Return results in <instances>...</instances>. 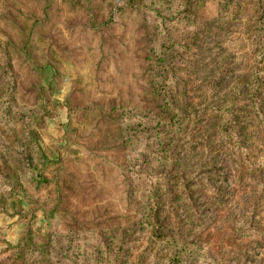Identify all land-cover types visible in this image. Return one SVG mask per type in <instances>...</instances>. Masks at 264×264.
<instances>
[{"label": "trees", "instance_id": "trees-1", "mask_svg": "<svg viewBox=\"0 0 264 264\" xmlns=\"http://www.w3.org/2000/svg\"><path fill=\"white\" fill-rule=\"evenodd\" d=\"M205 1L63 0L66 8L81 11L83 18L72 23L79 29L76 34L90 42L77 48V57L52 40L44 56L33 46L39 27L51 20L55 0H47L25 18L19 10L20 18L6 10L7 26L22 36L0 30V189L18 218L29 213L36 221L40 211L51 224L38 235L26 228L17 245L9 244L2 251L0 264H98L100 255H109L106 264L127 263V244L138 232L149 234V245L161 244L156 264L205 260L225 264L229 254L215 246L219 227L217 232L200 230L187 238L182 232L176 201L182 192L195 206L193 191L186 184L174 187L163 163L164 158H174L179 145L167 151L152 140L208 139L213 133L206 131V120L214 123L218 139L232 146L235 194L240 193L242 200L237 208L239 225H229V234L221 238L238 246L245 232L241 229L247 228L245 235L253 233L264 241V225L255 221L256 201L264 197V152L257 154V148L244 143L235 116L237 107L245 103L262 114L257 110L264 96V0H216L212 21L245 23L252 31L251 50L257 55L248 72L230 83L231 91L218 92L215 81L220 73H215L207 82L208 94L196 104L179 86V77L183 72L190 77L193 71L188 35L209 24L199 17ZM112 13L127 19L132 14L136 23L129 36L124 33L126 22L122 32L114 31ZM58 51L79 79L67 88L64 100L66 138L50 149L39 139L36 126H42L47 113L41 100L60 88L63 64ZM92 54L98 55L97 61L84 70ZM116 55L121 57L117 71L111 66ZM16 60L37 77L25 79ZM110 85L112 89L105 91L104 86ZM84 124L90 130H83ZM254 179L255 185L244 182ZM45 189L52 195L40 197ZM0 201L7 204L2 195ZM16 203L27 204L28 211L24 213ZM57 219L60 229L54 226Z\"/></svg>", "mask_w": 264, "mask_h": 264}, {"label": "rangeland", "instance_id": "rangeland-1", "mask_svg": "<svg viewBox=\"0 0 264 264\" xmlns=\"http://www.w3.org/2000/svg\"><path fill=\"white\" fill-rule=\"evenodd\" d=\"M115 1L119 2V0ZM46 2L47 0H0V30L9 33L12 37H21L22 34L19 35L15 29L7 26L3 16L6 10L20 18L17 12L19 10L23 15L22 18H25L29 17V13L33 9L37 11V8L44 6ZM54 3L51 10V20L46 25L39 27V36L33 38V46L39 47L36 53L44 56L45 48L52 40L53 43L56 42L58 44L59 48H66L71 51L72 56L77 57V48L83 46V44L90 46V42H86L89 39L76 34L79 29L77 28L76 30L72 23L74 19L83 18L82 13L76 8H66L63 0H55ZM201 7L199 17L202 20H208L209 24L204 25L200 31L197 29L190 31L188 35L189 40L192 42L190 58L193 60L194 67L190 77L184 72L179 77V86L183 90L186 89L187 96H192L191 100H194L196 104L203 101L202 98L208 94L207 89L210 90L211 88L207 87V82L212 79L215 73H220L215 81V84H219L216 87L219 88L218 92L223 94L231 91L230 83L234 82L235 79H240L248 72L251 65L254 64L255 56L257 55L256 52L254 53L251 50L250 33L252 31L250 27H246L245 23H236L234 20H227V22L221 20L214 23L211 17L216 14V0H207ZM115 9L113 8V11ZM112 15L114 14L112 13ZM131 15H129L128 19L127 17L114 15L116 17L113 24L114 31L122 32V24L126 22L127 29L124 33L129 36L136 23V20ZM58 52L60 61L63 64L61 67L63 69L60 88L55 90L50 97L41 100L44 111H47V113H43L44 122L42 126H36V131L40 135L39 139H44L45 144L50 149H53L58 144L59 139L66 138L63 137L67 122V110L64 100L68 91L67 88L74 79H79L77 71L68 66L66 64L67 61L61 59L63 52ZM97 57L98 55L94 56L92 54V57L87 59L84 70L91 69V63L95 64ZM111 59L113 60L111 66H115L117 71L121 66V57L116 55V61L114 56ZM15 66H19L24 70L25 79L31 80L37 77L34 70L20 65L19 60L15 61ZM110 72L111 70H109ZM1 73L2 67L0 65V75ZM42 83L45 82L42 81ZM109 88L112 89L111 85L110 87L104 86L105 91H109ZM259 99V110L257 111L262 113L261 116L250 109L247 103L237 107L235 116H237V122L241 124L244 143L257 148V154H262L264 152V96ZM214 126L212 121H205L206 131L213 133L205 140L152 139L154 142H158L160 147L165 146L167 151L172 149L175 143L179 145L176 147L174 158H164L163 163L167 172L171 175L170 182L174 187L179 189L186 184L193 191L192 198L195 206L190 205V202H188L182 192H180V198L176 201V205H179L181 209L179 216H181V221H183L182 232L187 238L200 230H203V234L217 232L216 228L219 227L218 231L221 232L217 234L215 246L221 250V253L229 254L228 258L224 260L225 264H264V241L253 237V233L245 235L248 232L246 231L247 228L241 229L245 232L238 238L237 243H240L237 244L238 246H231L227 237L223 238V240L221 238L229 234V225L235 228L239 225L240 214L237 208L240 207L242 200L238 198L240 193L235 194L237 189L233 183L236 156L231 144L227 143L225 139H218ZM90 127L88 124L82 125L83 130L88 131ZM145 181V179H141V185H145ZM256 181L254 179L244 182L247 186H251L255 185ZM170 188L167 187V190ZM45 194L52 195L49 190L45 189L41 196L40 193L38 196L42 197ZM0 195L4 196L7 203L4 204L0 201L1 254L7 245L15 246L19 243L22 236L26 233V228H31L34 231L33 233L38 235L43 229L46 230L51 222L44 221L40 211L36 212V221L30 218L29 213L27 218L25 215L21 216L22 218H18V215L13 212L14 206L9 204L10 198L8 195H5L1 189ZM250 200L251 197L246 200L247 203ZM252 200L254 201V199ZM21 203H16V206L20 205V208L26 213L29 207L27 204L23 205ZM256 205L258 211L255 221L258 225H264V197L258 199ZM31 220L32 222H30ZM54 226L56 229L59 228L58 219L54 221ZM167 228L172 229L169 225ZM148 238V233H135L127 244L129 252L127 263L122 262V264H156L161 252L158 247L161 244L149 245L147 242ZM91 244L97 245L96 242H91ZM114 246H116L115 243ZM232 251L236 252L232 253ZM143 252L145 253L141 255ZM215 254L217 255L218 253L216 252ZM93 257H96V255ZM99 259L100 262L98 264H106L109 255H100ZM32 264H34V261ZM199 264L210 263L205 260Z\"/></svg>", "mask_w": 264, "mask_h": 264}]
</instances>
